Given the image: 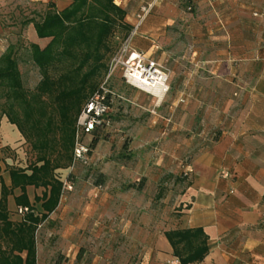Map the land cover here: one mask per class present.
Instances as JSON below:
<instances>
[{
	"label": "crops",
	"instance_id": "obj_1",
	"mask_svg": "<svg viewBox=\"0 0 264 264\" xmlns=\"http://www.w3.org/2000/svg\"><path fill=\"white\" fill-rule=\"evenodd\" d=\"M72 1L0 0V27L13 16L20 20V10L30 21L36 6L46 11L51 4L59 13ZM187 2L189 10L180 0L113 1L130 31L141 9H148L129 50L144 53L168 74L167 96L160 104L151 102L156 115L142 132L138 128L129 135L127 150L149 153L155 123L171 122L163 140L203 141L185 168L184 190L161 194L156 180L145 175L140 180L125 164L114 172L100 167L88 178L81 177V165L58 169L55 178L72 189L62 187L53 212L42 208L49 189H25L31 213L47 215L34 234L35 264H179L165 233L188 229H201L206 238L208 252L199 264H264V0ZM27 28L28 41L45 48L50 39H38L32 23ZM2 37L0 57L12 46H3ZM143 101L133 104L145 107ZM22 140L2 115L0 177L7 188L10 170L34 163L20 148ZM100 145L91 148V161L101 159ZM171 148L173 155L179 147ZM222 172L230 178H222ZM20 195L16 188L7 197L13 224L26 214L18 213ZM19 255L24 260L26 252Z\"/></svg>",
	"mask_w": 264,
	"mask_h": 264
},
{
	"label": "trees",
	"instance_id": "obj_2",
	"mask_svg": "<svg viewBox=\"0 0 264 264\" xmlns=\"http://www.w3.org/2000/svg\"><path fill=\"white\" fill-rule=\"evenodd\" d=\"M113 1L73 0L68 8L59 13L48 4L38 21H26L25 24H33L38 39H50L43 49L34 44L29 45V57L42 73L36 93L30 99L26 97L22 86L14 47L9 46L0 57V92L5 98L3 106L6 109L0 118L5 115L36 153L34 163L27 168L10 170L9 188L5 187L0 177V264H35L34 234L38 224L47 215L37 217L31 213L32 208L25 189L27 186L49 189L48 198L46 199V194L43 196L46 201L42 208L49 214L57 207L63 185L55 178L54 171L70 165L73 122L81 103L87 97L86 92L89 91L91 97L99 88L94 91L89 81L100 74H106L105 60L107 55L112 53L109 39L116 33L121 34V37L114 36L118 50L130 32L129 27L123 23L124 12L116 7ZM188 4L186 0L184 5L190 7ZM114 54L113 51L111 58ZM65 69L72 75L64 76L70 82L69 89L58 92L54 97L59 120L56 126L52 117L47 116L46 106L41 99L56 89L49 72ZM78 76L80 80L77 82L75 78ZM56 129L62 134L60 146L63 152H57L56 157L51 159L47 154L50 145L40 137L47 131ZM98 135L99 133L92 135L90 150L99 141ZM27 171L30 173L27 174ZM183 176L186 177L185 174ZM16 188L21 189V195L15 198L16 205L28 210L19 224L8 220L6 206L7 197L12 195ZM165 237L179 264H199L208 252L206 238L201 229L176 230L165 233ZM22 252H26L24 260L19 255Z\"/></svg>",
	"mask_w": 264,
	"mask_h": 264
},
{
	"label": "rangeland",
	"instance_id": "obj_3",
	"mask_svg": "<svg viewBox=\"0 0 264 264\" xmlns=\"http://www.w3.org/2000/svg\"><path fill=\"white\" fill-rule=\"evenodd\" d=\"M32 9L30 8L29 11ZM35 18L32 20L38 21V18H41L44 14V8L43 7H37L33 11ZM26 12L24 10H20V20L19 17L15 18L14 16L12 19H9V24L6 23V21L2 22V25L0 27V35L4 36L1 39L3 40V46L9 45L12 43V46L14 47L15 51V59L18 63V69L21 75V81L22 86L25 91L26 97L30 99L32 95L36 93V87L38 83L42 79V73L38 70V68L32 63L30 57H29V45L31 44L27 37H28V28L26 23V19L29 16H25ZM33 14V13H32ZM121 37L120 33L114 34V36ZM6 36H9L8 39ZM114 36H112L109 39V46L112 48L113 51L117 52V40L114 39ZM5 40V41H4ZM112 53L108 54L105 60L106 66L109 64V59L112 56ZM68 69L62 70V71H50L49 77L55 82L56 89L52 94L49 96L45 95L42 97L41 101L46 106V112L47 116L52 117L55 125L58 126V115H57V108L56 104L54 102V97L57 95L58 92L69 89V81L64 78V76H71L72 74L67 73ZM67 74V75H66ZM105 78V73L100 74L97 77H94L89 81V84H91L94 87V91L103 83ZM75 81L80 80V76L75 78ZM110 85L115 89L116 93L119 96H122L126 101H115L114 103V112L112 114V117L110 119L109 125L105 127L101 131V133L98 135L99 141L101 143L99 147V151L101 154V159L97 160L95 162L94 160L91 161V157L89 160V163L85 166H83L81 170V177L84 175H90L91 171H95V175H98V171L100 170V167H106L107 170H110L111 172H114V169H118L119 166L122 165H128L131 168V171L136 172L140 178V180L143 179L142 175L146 176V179L157 181V188L159 193L161 194H167L169 191H173L176 194H180L184 187L187 184L186 177L183 176L185 174V168L190 162L193 160L197 152H199L198 144L204 143L203 141H188L186 139H180L177 142L174 140H163V130H166V132H169L171 127V122H166L164 125H158L155 123L152 126V129L154 131L150 132L151 139L147 142V147L149 153H146V155H133L131 152H128V140L129 135L131 133H134L138 131V128H140V132H142V128L147 126V122L149 121L151 116H155L153 112H151L153 109L149 108L152 101H156L153 97L144 95L143 92L137 91L135 89H132L128 87L127 85L123 84L121 80L117 77L116 80H112ZM86 99L81 103L80 110L82 109L85 102L90 97V92H86ZM2 92H0V115L5 112L6 109H4V102L5 98L4 96H1ZM144 97V103L145 107L141 106L136 107L133 103L135 101L138 103V100L141 101V99ZM32 100V99H31ZM149 108V109H148ZM150 109H152L150 111ZM79 112L76 115V118L72 125V150L71 155L73 151V144H74V135H75V122L77 119V116ZM159 115V114H158ZM199 119V118H196ZM46 119H43V129L46 128ZM200 126L198 123L196 124V127ZM156 127V129H154ZM160 127V128H159ZM160 130L161 132L159 133ZM197 129V128H196ZM135 131V132H133ZM165 132V131H164ZM166 134V133H165ZM61 132L56 129L52 132H46L43 136L40 138L42 140H46V143L50 145V150H48L47 154H49L51 159H54L56 157L57 152H60L62 154V148L60 146L61 142ZM185 135V134H184ZM23 139V137H22ZM172 144L174 146L179 147L178 150L175 152V154H170V149H172ZM194 144V145H193ZM192 145V146H191ZM20 148L23 149L24 153L27 155L26 157L32 156L35 160L36 153L31 149V146L29 143H27L24 139L21 141ZM189 146L193 147L192 149H187ZM162 147L164 150L162 153L156 148ZM167 147V148H166ZM54 148V150L52 149ZM190 148V147H189ZM101 161L103 163L101 164ZM100 163V164H99ZM72 164V157L70 161V167ZM99 165V168H98ZM68 166V167H69ZM67 167V168H68ZM128 167V168H129ZM73 169V168H72ZM58 170V169H57ZM56 171V170H55ZM54 171V173H55ZM114 173L110 174V176L113 178ZM141 175V176H140ZM90 178V177H89ZM184 180H182V179ZM93 180V178H91ZM94 179H98L97 177Z\"/></svg>",
	"mask_w": 264,
	"mask_h": 264
},
{
	"label": "built area",
	"instance_id": "obj_4",
	"mask_svg": "<svg viewBox=\"0 0 264 264\" xmlns=\"http://www.w3.org/2000/svg\"><path fill=\"white\" fill-rule=\"evenodd\" d=\"M184 2L186 0H180ZM190 7H187L189 10ZM148 9H141L136 16V23L127 37L121 42L119 49L111 58L103 83L98 90L85 102L75 122V135L72 151L71 168L76 165L85 166L90 160V141L94 133H101L109 125L115 101H126L119 96L110 85L111 81L119 78L125 85L143 92L160 104L169 92L168 74L156 61L148 58L144 53L129 50L131 39L137 35L140 23ZM224 179L230 178L229 172H222ZM64 189L71 190V186L64 184ZM26 208L19 209V214L27 213Z\"/></svg>",
	"mask_w": 264,
	"mask_h": 264
}]
</instances>
